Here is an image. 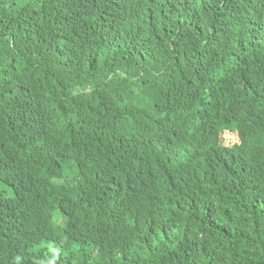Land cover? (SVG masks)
Returning <instances> with one entry per match:
<instances>
[{
  "label": "trees",
  "instance_id": "trees-1",
  "mask_svg": "<svg viewBox=\"0 0 264 264\" xmlns=\"http://www.w3.org/2000/svg\"><path fill=\"white\" fill-rule=\"evenodd\" d=\"M0 178V264H264V0H0Z\"/></svg>",
  "mask_w": 264,
  "mask_h": 264
},
{
  "label": "clouds",
  "instance_id": "clouds-1",
  "mask_svg": "<svg viewBox=\"0 0 264 264\" xmlns=\"http://www.w3.org/2000/svg\"><path fill=\"white\" fill-rule=\"evenodd\" d=\"M1 182H3L2 181V179L0 178V183ZM0 213H1V209H0ZM75 257H77L74 253H72ZM72 255V257L70 258V264H83L82 262H81V260H79V259H77V258H75L74 256ZM82 260H85V259H82ZM85 261H87V260H85Z\"/></svg>",
  "mask_w": 264,
  "mask_h": 264
}]
</instances>
